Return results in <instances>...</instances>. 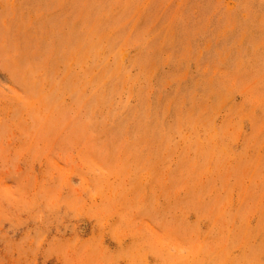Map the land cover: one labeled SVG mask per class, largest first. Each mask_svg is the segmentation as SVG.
Returning <instances> with one entry per match:
<instances>
[{"label":"rangeland","instance_id":"rangeland-1","mask_svg":"<svg viewBox=\"0 0 264 264\" xmlns=\"http://www.w3.org/2000/svg\"><path fill=\"white\" fill-rule=\"evenodd\" d=\"M0 264H264V0H0Z\"/></svg>","mask_w":264,"mask_h":264}]
</instances>
